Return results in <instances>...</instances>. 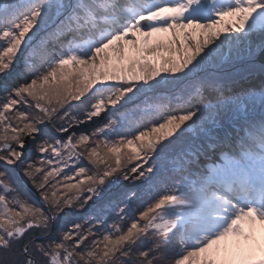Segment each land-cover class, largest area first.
<instances>
[{
	"label": "snow or ice",
	"instance_id": "1",
	"mask_svg": "<svg viewBox=\"0 0 264 264\" xmlns=\"http://www.w3.org/2000/svg\"><path fill=\"white\" fill-rule=\"evenodd\" d=\"M18 65L0 264H264V0H0Z\"/></svg>",
	"mask_w": 264,
	"mask_h": 264
},
{
	"label": "trees",
	"instance_id": "2",
	"mask_svg": "<svg viewBox=\"0 0 264 264\" xmlns=\"http://www.w3.org/2000/svg\"><path fill=\"white\" fill-rule=\"evenodd\" d=\"M23 63V59L21 58V65ZM20 66L18 65L16 68H14L9 75L7 76H0V85L4 84L5 82L8 84H11L15 81V79L17 78V73L19 71ZM3 90L2 88H0V95H3ZM26 155H28V153H26ZM19 171V170H18ZM25 183H27L26 179H25ZM30 187L31 185L28 184ZM24 185H22L23 187Z\"/></svg>",
	"mask_w": 264,
	"mask_h": 264
},
{
	"label": "rangeland",
	"instance_id": "3",
	"mask_svg": "<svg viewBox=\"0 0 264 264\" xmlns=\"http://www.w3.org/2000/svg\"><path fill=\"white\" fill-rule=\"evenodd\" d=\"M32 156L35 157V153L34 152L32 153Z\"/></svg>",
	"mask_w": 264,
	"mask_h": 264
},
{
	"label": "bare ground",
	"instance_id": "4",
	"mask_svg": "<svg viewBox=\"0 0 264 264\" xmlns=\"http://www.w3.org/2000/svg\"><path fill=\"white\" fill-rule=\"evenodd\" d=\"M27 186H29L27 183H25ZM30 187V186H29Z\"/></svg>",
	"mask_w": 264,
	"mask_h": 264
},
{
	"label": "water",
	"instance_id": "5",
	"mask_svg": "<svg viewBox=\"0 0 264 264\" xmlns=\"http://www.w3.org/2000/svg\"><path fill=\"white\" fill-rule=\"evenodd\" d=\"M27 187H29V186H27Z\"/></svg>",
	"mask_w": 264,
	"mask_h": 264
}]
</instances>
